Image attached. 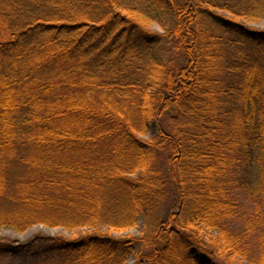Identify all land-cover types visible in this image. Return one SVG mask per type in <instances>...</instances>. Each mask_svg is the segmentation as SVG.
<instances>
[{"label":"trees","instance_id":"1","mask_svg":"<svg viewBox=\"0 0 264 264\" xmlns=\"http://www.w3.org/2000/svg\"><path fill=\"white\" fill-rule=\"evenodd\" d=\"M257 20L264 0H0V229L95 231L0 237V264H264Z\"/></svg>","mask_w":264,"mask_h":264},{"label":"rangeland","instance_id":"2","mask_svg":"<svg viewBox=\"0 0 264 264\" xmlns=\"http://www.w3.org/2000/svg\"><path fill=\"white\" fill-rule=\"evenodd\" d=\"M217 12H222V11L217 10ZM222 14L229 16V14L226 12ZM246 24H248L250 27L264 30V20L246 22ZM166 27H167L166 21L164 19H160L159 21L152 23L149 26V29L156 30L159 32H165ZM262 58L264 61V55L262 56ZM156 133H157L156 126L152 125L149 135H139V137L145 140H149L150 138H153L156 135ZM103 230L108 231L109 229L105 228ZM142 231H143V220L141 221L140 226L138 228L129 229V230L119 232V233H113V235L116 237L129 238V237H134V236H140ZM92 232H95V231L94 229H91V228H77L74 230H66L64 228H49L43 225H36L23 233L15 232L12 229H0V237H4L10 240L16 239L19 241H27L36 235L43 234L46 236L61 237L64 239L71 240V239H75V238L81 237L86 234H91ZM134 260L135 259L132 258L130 264L134 263L135 262ZM237 262L239 264H249L247 261H243V260H239Z\"/></svg>","mask_w":264,"mask_h":264}]
</instances>
